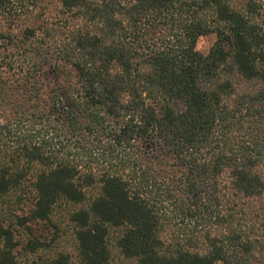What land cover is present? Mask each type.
I'll return each instance as SVG.
<instances>
[{
	"label": "trees",
	"instance_id": "1",
	"mask_svg": "<svg viewBox=\"0 0 264 264\" xmlns=\"http://www.w3.org/2000/svg\"><path fill=\"white\" fill-rule=\"evenodd\" d=\"M43 1L0 0V197L74 207L40 264H264V0Z\"/></svg>",
	"mask_w": 264,
	"mask_h": 264
},
{
	"label": "rangeland",
	"instance_id": "2",
	"mask_svg": "<svg viewBox=\"0 0 264 264\" xmlns=\"http://www.w3.org/2000/svg\"><path fill=\"white\" fill-rule=\"evenodd\" d=\"M42 5L50 15L56 14L59 4L56 0H44ZM215 40L210 33L198 38L196 49L206 54ZM50 75L45 78L49 79ZM37 166L26 170V176L19 185L0 197V223L10 229L14 241L18 244L14 253L21 264H40L55 252L63 251L76 260L77 250L73 224L68 219L72 205L61 202L57 204L50 219L36 220L30 216V209L35 201L34 178ZM91 192H93L91 190ZM264 207V200L257 202ZM117 231H112L110 238L111 264H137L136 260L125 258L115 245ZM37 240L41 245L36 250H29L28 243Z\"/></svg>",
	"mask_w": 264,
	"mask_h": 264
}]
</instances>
